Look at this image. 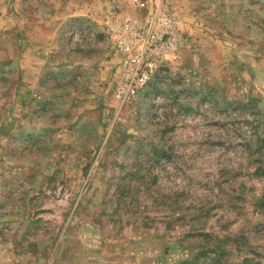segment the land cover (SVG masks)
Here are the masks:
<instances>
[{
	"label": "rangeland",
	"instance_id": "obj_1",
	"mask_svg": "<svg viewBox=\"0 0 264 264\" xmlns=\"http://www.w3.org/2000/svg\"><path fill=\"white\" fill-rule=\"evenodd\" d=\"M163 8L180 57L122 99L132 0H0V264H264V0Z\"/></svg>",
	"mask_w": 264,
	"mask_h": 264
},
{
	"label": "built area",
	"instance_id": "obj_2",
	"mask_svg": "<svg viewBox=\"0 0 264 264\" xmlns=\"http://www.w3.org/2000/svg\"><path fill=\"white\" fill-rule=\"evenodd\" d=\"M168 0H132L145 13L124 18L111 30L118 51L119 81L117 98L136 96L152 80L162 61L179 59L180 21L175 12L163 8Z\"/></svg>",
	"mask_w": 264,
	"mask_h": 264
}]
</instances>
